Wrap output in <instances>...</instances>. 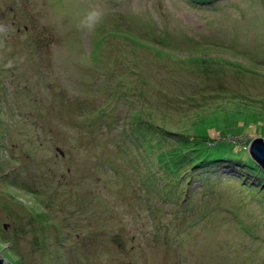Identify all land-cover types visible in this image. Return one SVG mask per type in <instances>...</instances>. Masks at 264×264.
<instances>
[{"label": "rangeland", "instance_id": "374dc122", "mask_svg": "<svg viewBox=\"0 0 264 264\" xmlns=\"http://www.w3.org/2000/svg\"><path fill=\"white\" fill-rule=\"evenodd\" d=\"M0 26L1 258L264 264V0H0Z\"/></svg>", "mask_w": 264, "mask_h": 264}, {"label": "water", "instance_id": "95a60500", "mask_svg": "<svg viewBox=\"0 0 264 264\" xmlns=\"http://www.w3.org/2000/svg\"><path fill=\"white\" fill-rule=\"evenodd\" d=\"M250 156L254 159L258 166L264 170V138L259 137L253 139L249 144ZM0 264H9L7 261L0 257Z\"/></svg>", "mask_w": 264, "mask_h": 264}, {"label": "clouds", "instance_id": "9594fccd", "mask_svg": "<svg viewBox=\"0 0 264 264\" xmlns=\"http://www.w3.org/2000/svg\"><path fill=\"white\" fill-rule=\"evenodd\" d=\"M102 19V13L98 9H91L87 12L86 16L84 17L82 23L85 27L91 28L95 23H98ZM4 28L3 26H0V32H3ZM12 62L9 61L5 67L11 68Z\"/></svg>", "mask_w": 264, "mask_h": 264}, {"label": "trees", "instance_id": "16d2710c", "mask_svg": "<svg viewBox=\"0 0 264 264\" xmlns=\"http://www.w3.org/2000/svg\"><path fill=\"white\" fill-rule=\"evenodd\" d=\"M204 2H205V1H204ZM210 3H212V2H209V4H210ZM195 151H197V150H195ZM198 154H199V153H198ZM198 154H197V156H198ZM208 157H209V155H208L207 152H205V153L202 152V153L198 156V158H197L196 160H198V163H199V164L204 163V164L206 165V163H208V162H213V161H208V160H207ZM200 158H201V159H200ZM201 160H202V161H201ZM227 160H228V161H231V160H229V159H227ZM227 160H226V159H221V160H217V161H227ZM198 163H197V164H198ZM251 163H252V162H251ZM244 165L248 166V164H246V163H244ZM252 165L255 166V169H258V168H259V167L256 166V164H255L254 162L252 163ZM262 170H263V169H262ZM262 170H261V173L264 174Z\"/></svg>", "mask_w": 264, "mask_h": 264}, {"label": "bare ground", "instance_id": "6f19581e", "mask_svg": "<svg viewBox=\"0 0 264 264\" xmlns=\"http://www.w3.org/2000/svg\"><path fill=\"white\" fill-rule=\"evenodd\" d=\"M37 33V32H36ZM101 56V55H100ZM103 60V59H102ZM24 64V63H23ZM103 65V64H102ZM26 68V67H25ZM11 76V75H10ZM2 83V82H1ZM100 151V150H99ZM149 191V190H148ZM151 191V190H150ZM104 207V206H103ZM102 207V208H103ZM100 209V208H99ZM109 209V208H108ZM100 211V210H99ZM100 213V212H99ZM198 213V212H197ZM105 218V217H104ZM264 218V217H263ZM256 264V263H255Z\"/></svg>", "mask_w": 264, "mask_h": 264}]
</instances>
